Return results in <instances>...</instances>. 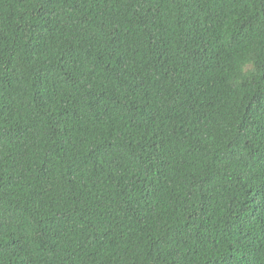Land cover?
Segmentation results:
<instances>
[{"label": "trees", "instance_id": "trees-1", "mask_svg": "<svg viewBox=\"0 0 264 264\" xmlns=\"http://www.w3.org/2000/svg\"><path fill=\"white\" fill-rule=\"evenodd\" d=\"M0 264H264V0H0Z\"/></svg>", "mask_w": 264, "mask_h": 264}]
</instances>
